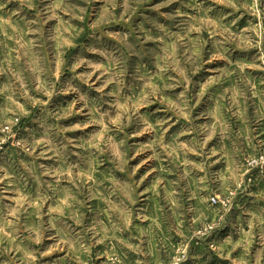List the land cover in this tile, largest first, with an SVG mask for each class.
Wrapping results in <instances>:
<instances>
[{
  "label": "rangeland",
  "instance_id": "1",
  "mask_svg": "<svg viewBox=\"0 0 264 264\" xmlns=\"http://www.w3.org/2000/svg\"><path fill=\"white\" fill-rule=\"evenodd\" d=\"M0 264H264V0H0Z\"/></svg>",
  "mask_w": 264,
  "mask_h": 264
}]
</instances>
